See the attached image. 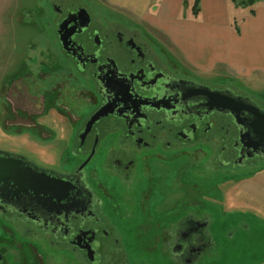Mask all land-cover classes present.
<instances>
[{"label": "flooded vegetation", "instance_id": "af4514ba", "mask_svg": "<svg viewBox=\"0 0 264 264\" xmlns=\"http://www.w3.org/2000/svg\"><path fill=\"white\" fill-rule=\"evenodd\" d=\"M37 4L54 47L0 83V156L31 167L0 178V264H129L137 220L146 251L195 264L213 248L199 201L264 167V98L193 78L103 1Z\"/></svg>", "mask_w": 264, "mask_h": 264}, {"label": "rangeland", "instance_id": "374dc122", "mask_svg": "<svg viewBox=\"0 0 264 264\" xmlns=\"http://www.w3.org/2000/svg\"><path fill=\"white\" fill-rule=\"evenodd\" d=\"M239 1L227 0L229 16L247 12L249 8L243 7ZM193 2L194 0H188L183 6L180 14L182 17H186ZM37 6V0H0V83L7 74L19 73L22 68L35 71L34 62L39 59V53L42 51L45 55L46 50L54 47L52 41L46 38V26L43 27L44 32L40 31L39 26L44 24L37 14ZM154 8L148 9V14L152 16L150 19L160 21L162 18ZM118 11L133 22L143 25L178 59L181 66L189 70L193 78L215 83L224 80L251 96L264 98V76L258 72L237 76L221 65H217L210 73L192 69L181 57L179 48L176 47L178 45L174 44L171 35L169 37L167 33L153 28L131 12L124 9ZM166 19L170 23L171 18ZM13 92L12 89L11 93ZM10 147L15 149L8 140L0 138V149L7 150ZM63 164L68 165L65 158L55 159L57 167ZM240 176L222 194L212 188L213 204L206 205L199 201L198 212L208 213V236L213 242V248L208 255L199 257L195 264H264V167L254 172H244ZM141 222L137 220L129 227V232H122L129 264H171L168 256L145 250L152 242L148 240L147 234L142 233ZM4 237L0 230V238Z\"/></svg>", "mask_w": 264, "mask_h": 264}, {"label": "crops", "instance_id": "0c3cea01", "mask_svg": "<svg viewBox=\"0 0 264 264\" xmlns=\"http://www.w3.org/2000/svg\"><path fill=\"white\" fill-rule=\"evenodd\" d=\"M101 1L115 10L131 12L171 35L181 57L192 69L210 73L221 65L237 76L255 72L264 76V0L253 5V14L248 9L239 16H229L227 0H198L197 13H193L192 5L186 17L180 14L188 0ZM153 6L162 18L160 21L150 19L148 9ZM166 18L172 21L168 23Z\"/></svg>", "mask_w": 264, "mask_h": 264}, {"label": "water", "instance_id": "95a60500", "mask_svg": "<svg viewBox=\"0 0 264 264\" xmlns=\"http://www.w3.org/2000/svg\"><path fill=\"white\" fill-rule=\"evenodd\" d=\"M253 120L250 124L254 136L255 144L260 147L264 146V111L260 112L258 108L251 110ZM104 110H100L91 121L95 120L98 116L103 115ZM27 169L31 167L23 165V161L13 157L0 156V178L2 177H15L13 171L16 169Z\"/></svg>", "mask_w": 264, "mask_h": 264}, {"label": "trees", "instance_id": "16d2710c", "mask_svg": "<svg viewBox=\"0 0 264 264\" xmlns=\"http://www.w3.org/2000/svg\"><path fill=\"white\" fill-rule=\"evenodd\" d=\"M232 1L234 2L235 0H232ZM259 1H262V0H240L239 2L242 3L243 7L249 8V13L253 14V8L252 7L255 3L259 2ZM197 3H198V0H194L193 7H192L194 14L197 13V11H198ZM233 28L236 32H238V27L235 23L233 24Z\"/></svg>", "mask_w": 264, "mask_h": 264}]
</instances>
